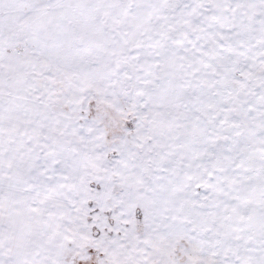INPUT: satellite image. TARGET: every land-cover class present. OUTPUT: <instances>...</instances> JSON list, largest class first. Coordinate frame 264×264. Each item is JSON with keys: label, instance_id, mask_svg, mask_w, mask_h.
Segmentation results:
<instances>
[{"label": "snow or ice", "instance_id": "1", "mask_svg": "<svg viewBox=\"0 0 264 264\" xmlns=\"http://www.w3.org/2000/svg\"><path fill=\"white\" fill-rule=\"evenodd\" d=\"M0 264H264V0H0Z\"/></svg>", "mask_w": 264, "mask_h": 264}]
</instances>
